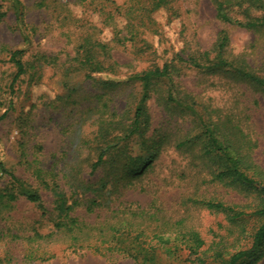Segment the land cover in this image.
Instances as JSON below:
<instances>
[{"label": "rangeland", "instance_id": "obj_1", "mask_svg": "<svg viewBox=\"0 0 264 264\" xmlns=\"http://www.w3.org/2000/svg\"><path fill=\"white\" fill-rule=\"evenodd\" d=\"M23 2L28 28L33 30L27 42L17 29L10 0H0V10L9 9L0 23V188L11 185L13 174L37 188L42 201L30 202L22 197L10 208L0 207V264H139L129 255L108 252L100 243L89 246L73 244L64 236L36 237L37 231L51 234L56 216L54 195L37 175L38 170L49 183L57 179L67 191L70 177L79 176L81 171L94 181L103 177L115 182L122 192L121 201L155 204L173 218L187 217L202 232L207 245L218 234L225 233L227 228L223 225L226 227L227 222L223 213L204 208L188 210L182 205V195L197 186L202 187L201 193L217 194L226 201H245L236 192L209 182L207 169L201 168L195 154L177 148L180 139L198 131L193 119L174 110L167 111L152 98L149 101L152 127L145 136L127 137L118 128L104 131L100 127L101 115L108 118L109 111L122 113L126 109L133 113L141 86H118L107 91L101 100L94 95L96 89L89 80H85L87 71L72 66L70 69L69 61L88 37L96 42H109L112 57L105 63L118 61L120 65L113 74L126 76L177 56L202 58L220 31L226 29L230 35L229 57L244 56L259 71L264 67V37L247 27L224 23L216 16L212 0H170L168 8L148 12L145 21L137 15L134 20L139 24L137 37L120 43L113 39V28L104 26L105 14L101 10L104 7L107 12L114 11L117 6L124 10L130 0ZM233 14L246 18L237 10ZM116 18L117 26L122 27L123 16L117 14ZM19 48L27 50L25 59L35 62L36 67L13 84L16 68L9 60V50ZM37 53L46 54L54 63L36 61ZM178 69L183 87L196 94L201 104L211 111L210 106H214L238 115L246 134L257 145L253 150L255 158L264 167V98L226 78L205 75L188 63L179 61ZM82 84L84 89L75 96L77 103L67 100L70 89ZM202 107L200 111L207 114ZM148 135L150 139L146 138ZM159 140L162 147L157 151L152 146ZM108 145L107 161L91 173V164ZM155 152L159 156L144 177L121 178L125 176L127 155L145 157ZM107 212L98 209L87 213L80 208L77 214L94 222L102 220ZM157 253L156 259L146 264H192L185 250L167 256L164 247L159 246Z\"/></svg>", "mask_w": 264, "mask_h": 264}, {"label": "trees", "instance_id": "obj_2", "mask_svg": "<svg viewBox=\"0 0 264 264\" xmlns=\"http://www.w3.org/2000/svg\"><path fill=\"white\" fill-rule=\"evenodd\" d=\"M94 1V0H90ZM108 1V0H107ZM216 16L224 23L237 24L254 30L264 37V0H212ZM170 0H130V5L123 10L117 6L114 11H106L104 26H111L114 41L135 39L138 35L137 15L145 21L148 12L166 7ZM144 4H149L145 6ZM12 9L18 22V28L23 39L30 40L32 28H28L26 10L23 0H10ZM236 9L245 14V19L234 16ZM9 14V9L0 10V23ZM117 14L123 16L124 25L118 27ZM140 23V22H139ZM230 35L226 29L220 31L216 41L209 50L198 56L183 58L177 56L162 65L131 73L126 76H117L118 61L108 65L107 58H111L112 46L109 42L85 39L75 56L69 61L70 69L87 71L86 79L96 89L101 100L107 91L114 90L122 85L140 84L141 94L133 113L128 109L118 113L109 111V117L101 115L100 127L104 131L111 128L121 129L127 137L140 134L145 136L152 127V114L149 101L155 98L167 111H177L190 116L198 126L196 133H188L177 143V148L194 153L201 161V168L207 169L209 182L219 184L236 192L244 202H230L217 194L201 193V186L184 193L181 197L182 205L187 208H204L211 212L223 213L227 225L225 233L218 234V238L207 245L202 232L196 228L188 218L183 216L173 218L163 208L155 204L141 205L137 202L120 200L122 192L110 180L100 178L94 181L81 174L70 177L69 190H65L57 179L52 182L46 180L43 172L38 170V176L54 195L53 218L54 230L51 234L36 232L38 238L64 236L73 244L104 245L108 252L121 253L133 257L139 264H146L157 257V247H164L167 256H175L178 251L188 252V260L192 264H263L264 260V167L257 162L254 154L255 145L248 137L242 126V121L232 110L223 112L200 103L197 95L185 89L178 77L179 61L188 63L203 74L219 76L248 88L264 98V67L257 70L244 56L230 58L228 46ZM83 49V52H81ZM103 55V59L100 58ZM27 50L19 48L9 50V60L16 68L13 84L36 63L25 59ZM82 53V55H81ZM214 54V57L211 55ZM36 61H49L46 54L37 53ZM69 69V68H68ZM85 85L72 87L67 100L77 103V93ZM76 93V94H75ZM80 95V94H79ZM207 114H203L199 107ZM106 106V102H105ZM209 106V105H208ZM107 107V106H106ZM218 110V111H217ZM150 139L149 135L146 137ZM144 138V139H146ZM112 146V144H111ZM162 147V141H156L152 148ZM110 146L102 150L97 160L90 166L91 173L107 161L106 154ZM156 149V148H155ZM158 152L149 156L127 155L124 162V174L142 178L151 169ZM106 157V158H105ZM90 174V172H89ZM119 179V178H118ZM205 182H207L205 180ZM119 193V194H118ZM24 197L30 202H41V192L28 181L12 174L10 186L0 188V207L10 208L13 202ZM120 200V201H119ZM83 208L87 213H94L98 209L108 211L100 221L89 222L80 218L78 209ZM222 224V223H221ZM220 224V225H221ZM1 236V234H0ZM155 241V242H154ZM99 247V246H97ZM142 258V260H141Z\"/></svg>", "mask_w": 264, "mask_h": 264}]
</instances>
